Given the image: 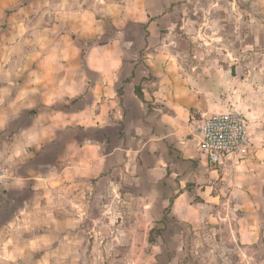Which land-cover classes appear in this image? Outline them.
Masks as SVG:
<instances>
[{"label":"clouds","instance_id":"9594fccd","mask_svg":"<svg viewBox=\"0 0 264 264\" xmlns=\"http://www.w3.org/2000/svg\"><path fill=\"white\" fill-rule=\"evenodd\" d=\"M228 7L255 33L253 47H264V0ZM145 9L152 14L150 0H0V194L20 197L16 208L26 204L30 217L0 219V264H234L237 254L239 264H264V76L249 73L243 101L229 93L216 107L189 86L183 68L163 69L162 86L136 99L140 74L158 70L129 26ZM96 53L108 60L102 75ZM132 71L137 77L127 83ZM195 74L209 87L215 80L208 68ZM213 91L217 100L223 95ZM25 109L36 114L22 122ZM212 120L234 123L243 141L233 156L242 155L245 167L222 158L223 181L207 165L196 175L190 166L191 156L209 151L198 130ZM193 179L222 188L236 207L255 201L242 251L228 235L235 208L219 243L208 228L212 215L194 227L184 222L201 207L215 213L195 203V191L183 190L193 210L171 219L180 182ZM165 215L181 227L157 236L152 230Z\"/></svg>","mask_w":264,"mask_h":264},{"label":"crops","instance_id":"0c3cea01","mask_svg":"<svg viewBox=\"0 0 264 264\" xmlns=\"http://www.w3.org/2000/svg\"><path fill=\"white\" fill-rule=\"evenodd\" d=\"M150 2L153 8L152 14H148V10L145 9V15L142 19L129 21L133 35L139 36L145 46L148 47L147 60L151 63L155 55L158 65L157 71L154 73H141L139 82L133 84L132 95L136 99L143 100L150 94L151 88L158 90L162 86L163 82L160 77L163 69L175 72L178 67L183 68L191 76L189 86L198 91L207 92L209 103L212 104L215 101L216 107L220 106L218 101L228 98L229 93L236 97L238 101H243L244 97L241 95V89L246 86L249 73L254 77L264 76V73L261 72V68L264 67V54L263 52H258V48L264 47H253L256 41L252 32L247 33L244 37L241 35L240 31L243 24L235 18L228 7L231 3L230 1L150 0ZM204 2L207 3L208 8H206ZM8 15L10 18L12 17L11 12ZM237 36L240 38L237 39ZM72 39H75V37L73 36ZM156 48H159L160 51L156 52ZM244 48H248L249 51L244 52ZM91 59L97 67V75H102L108 64L106 57L103 54L96 53ZM197 64L201 65V67L197 68ZM204 68H208L210 72L215 74V80L210 87L206 81L195 74L201 72ZM238 72L242 74L238 76ZM136 77L137 72L132 71L127 83H131ZM213 89H218L223 93V95L218 97V100ZM241 106L244 107L243 104ZM31 111L34 110L25 109L22 111L20 120L22 122L26 121L27 118L36 114L35 111L30 114ZM118 134L122 135V133ZM186 139L192 140V136L189 135ZM229 158L230 164L235 163L238 168L245 167L243 157ZM177 159L183 160V153ZM201 165H207L205 159L200 156L190 157V166L194 175L198 173ZM210 170L214 176L223 181L224 165L218 169L210 168ZM203 175V173H199V176ZM179 188L181 191L177 193V199L173 202L176 215L171 217L172 220L177 217L184 218L194 208V204L185 198L186 193L183 191L185 189L189 192L195 191V203L202 206L207 205L209 202L218 203L221 196H225L222 188L217 190L211 185L199 187L197 179L190 180L188 183L181 181ZM212 190L214 191L213 193ZM0 196L3 197L0 199V214L6 217L8 216V203L21 198L10 195L7 191H4ZM230 201L235 208L234 214L239 220L245 221L251 209L257 207L255 201L251 199L247 202L240 200L241 207H236V200H225L224 203ZM238 210H244V212L238 216ZM206 215L209 216L211 214ZM198 217L196 214L190 215L184 222L190 224L197 221ZM163 222L166 224V226L162 227L164 230L160 229V225H163ZM175 225L178 228L181 226L179 224ZM172 227L174 225L170 224L169 216L165 215L159 221V227L156 228L159 229L160 234L158 236L168 232ZM248 227L245 222L244 226L240 224V226L230 229L229 234L233 236L235 242L240 240L244 244L245 237L249 235ZM236 228L239 229V232L236 231ZM258 234H260L259 231H257V240L259 239Z\"/></svg>","mask_w":264,"mask_h":264},{"label":"rangeland","instance_id":"374dc122","mask_svg":"<svg viewBox=\"0 0 264 264\" xmlns=\"http://www.w3.org/2000/svg\"><path fill=\"white\" fill-rule=\"evenodd\" d=\"M226 1H230L231 2V0H226ZM204 3H205L206 8H208L209 6L207 5V3L206 2H204ZM243 6H246V5H243ZM249 32H252L255 35V33L253 32V30H250V28H245L244 26L241 28V31H240V33H241V35L243 37L247 33H249ZM258 52H263V54H264V48H258ZM218 168L219 167L213 168V169H218ZM213 192L214 191L212 190V193ZM223 193H225V192L223 191ZM206 194L208 195V193H206ZM225 200H226L225 196H221V199H219L218 203H215V202H209L208 203V204H211L212 205V208L213 209H215V213H212V211L208 207H202V208L199 209V211L196 212L197 217H198V215L199 216H201V215L208 216L206 214H211L212 215V219H211L210 223L208 224V228L213 229V230L216 231V241H217V243H219V241H220V232H219V229L221 228V226L224 223H226L228 220L231 219V213H232L231 210L234 208V206L232 205L231 201L224 203ZM17 201H19V200H17ZM17 201H13V202H9L8 203V205H9V207L7 209L8 216L3 217V215L0 214V219L8 220V218H10L11 215H15V214L17 215L18 214L19 217H20L21 224H25L27 222L26 221V217H28V208H27L26 204H22V206L19 208V210H17V208H16ZM222 205H224L223 208H221ZM243 212H244V210H238V212H237L238 213V216H240V214H242ZM215 215H219L220 216V220L219 221H216L215 220V218H214ZM232 215H233V213H232ZM234 216H235V220L233 221V224H235L236 227L240 226V224L243 225V226L245 225V221L244 220H239L238 218H236V215L235 214H234ZM28 218L30 219V217H28ZM196 222L197 221L192 222V223L188 224V226L189 227H194V225L196 224ZM117 223H119V221H117ZM162 224L163 225H160V227H161L160 229H163L164 230V228H162V227L163 226H166V224L164 222ZM176 226L177 225H174V227H172V228H178ZM152 232L156 233L157 236L160 234L159 233V229H156V228H154L152 230ZM164 233H166V232H164ZM163 234H161L160 236H162ZM148 235H149V237H151L152 233H150ZM228 235L230 236L229 233H228ZM260 236H261V234H258L259 239L257 240V243H259V241H260ZM230 237L233 240V236L231 235ZM233 241L235 242V240H233ZM236 243H239L240 244L241 251H242L243 248L245 247V243L243 244L242 242H240V240L237 241ZM250 247L255 252H257L258 255L260 254V248H257V244H250ZM262 247H264V246H262ZM8 254L11 255V253H8ZM227 254L228 253H226V255ZM2 258L3 257L0 256V259H2ZM230 258L234 262V264H239V261L242 259V255H240V254L232 255ZM260 258L261 259H264V255L260 256Z\"/></svg>","mask_w":264,"mask_h":264},{"label":"built area","instance_id":"2783aa9c","mask_svg":"<svg viewBox=\"0 0 264 264\" xmlns=\"http://www.w3.org/2000/svg\"><path fill=\"white\" fill-rule=\"evenodd\" d=\"M236 130L234 123H229L223 120H212L200 132H203L202 148L209 149L206 155L200 157L205 159L207 165L211 168L221 167L223 165L222 158L224 157H243L237 152L234 144L239 141L243 142L240 136H233Z\"/></svg>","mask_w":264,"mask_h":264},{"label":"trees","instance_id":"16d2710c","mask_svg":"<svg viewBox=\"0 0 264 264\" xmlns=\"http://www.w3.org/2000/svg\"><path fill=\"white\" fill-rule=\"evenodd\" d=\"M34 111H31L30 114H32Z\"/></svg>","mask_w":264,"mask_h":264}]
</instances>
